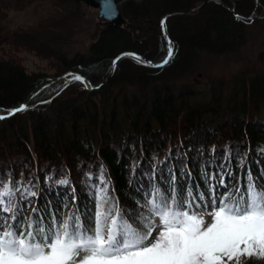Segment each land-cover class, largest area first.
I'll list each match as a JSON object with an SVG mask.
<instances>
[{"label":"trees","instance_id":"16d2710c","mask_svg":"<svg viewBox=\"0 0 264 264\" xmlns=\"http://www.w3.org/2000/svg\"><path fill=\"white\" fill-rule=\"evenodd\" d=\"M38 1L44 0H0V114L28 101L23 111L0 119V174L14 192L12 211L0 217L17 213L15 220L27 225L33 217L50 224L78 215L89 225L104 196L105 210L118 207L130 223L146 227L156 219L148 210L156 189L167 196L182 192L196 211L214 198L218 205L232 192L243 193L249 174L264 184V74L211 80L204 90L178 82L193 72L190 53L227 55L236 48L250 23L235 19L228 7L234 3V12L247 19L254 0H218L167 18L165 33L174 50L168 63L153 68L122 57L106 83L92 89L74 77L97 85L122 52L163 61L161 17L204 0H117L126 23L81 54L66 38L76 34L80 16L74 0H45L59 13L8 29L9 11ZM258 2L257 11L264 13V0ZM190 22L193 31L184 29ZM42 29L47 35L36 41ZM21 52L45 61L48 71L27 70ZM103 62L96 80L89 70ZM246 264L264 260L248 258Z\"/></svg>","mask_w":264,"mask_h":264},{"label":"snow or ice","instance_id":"6c2138e0","mask_svg":"<svg viewBox=\"0 0 264 264\" xmlns=\"http://www.w3.org/2000/svg\"><path fill=\"white\" fill-rule=\"evenodd\" d=\"M172 55L169 44L163 64ZM23 110L24 106L16 109ZM248 181L243 193L232 192L218 205L212 200L208 224L203 209L193 211L182 192L167 196L159 189L148 205L158 223L149 220L146 227L130 223L118 207L105 210L104 196L89 225L78 215L50 224L33 217L27 225L15 220L17 213L0 217V264H240L242 257L262 259L264 184L250 174ZM13 196L11 186L0 184V208L7 202L11 212Z\"/></svg>","mask_w":264,"mask_h":264},{"label":"rangeland","instance_id":"374dc122","mask_svg":"<svg viewBox=\"0 0 264 264\" xmlns=\"http://www.w3.org/2000/svg\"><path fill=\"white\" fill-rule=\"evenodd\" d=\"M135 4L145 0H130ZM76 3V2H75ZM211 3V2H209ZM207 3V4H209ZM77 4V3H76ZM80 16L76 20L75 26L76 34L68 35V43L74 52H85L88 48L104 33V25L100 23L97 19V11L92 8H87L82 3H79ZM231 12V11H229ZM59 13L58 10L54 9L52 4L49 2L38 1L34 4L28 5L27 7L17 10L9 11L7 16V27L8 29H16L18 27L28 26L39 22L42 18L48 17L50 15ZM232 13V12H231ZM76 15L79 13H75ZM233 14V13H232ZM258 14V13H257ZM170 23V22H169ZM193 22L188 23L184 29H191ZM193 25H195L193 23ZM173 28L180 30L183 27H180L178 23H172ZM173 30V29H172ZM193 31V29H191ZM241 36L239 34V43L236 44V48L233 49L227 55H210V54H196L192 55L190 53V59L188 60L189 67L194 68L193 72L183 77L180 81L181 83H188L193 85L197 90H204L208 87L210 82H216L220 78L224 80H229L235 75H241L242 73L249 74H264V19L256 20L250 23L248 26L242 28ZM102 33V34H100ZM238 34V32H237ZM47 35V30L42 29L38 32L36 41H41L44 36ZM176 35V34H175ZM177 36V35H176ZM182 48V47H181ZM185 49H181L179 56L182 57L185 53ZM174 54V50H173ZM21 63L26 66L27 70L34 71H48V66L45 65V61L38 60L33 53H19ZM194 57V58H193ZM195 57L197 58L195 61ZM199 57V58H198ZM198 62V63H197ZM105 63L95 64L91 66L90 70L92 77H95L96 80L101 77L103 71L105 70ZM47 67V68H46ZM188 67V68H189ZM190 69V68H189ZM106 77V76H105ZM65 78V77H63ZM212 80V81H211ZM48 84H44L36 92L41 94L44 91V87ZM88 89L90 85L85 84ZM92 86V85H91ZM33 89V88H32ZM29 92L25 94L28 96ZM67 94V93H66ZM65 94V95H66ZM64 96V95H63ZM0 169H5V164H0ZM0 181L4 183V186L7 187V177L6 174H0ZM29 191L28 188L25 189ZM7 211V207L4 205L3 208H0V212ZM213 211L211 206H208L202 215L205 218L206 224L211 222V216L208 215L209 212ZM155 223H158V220L155 219ZM156 235V232H153V236ZM264 260V258H262ZM248 258H241L240 264H246ZM232 264H235L233 261Z\"/></svg>","mask_w":264,"mask_h":264},{"label":"water","instance_id":"95a60500","mask_svg":"<svg viewBox=\"0 0 264 264\" xmlns=\"http://www.w3.org/2000/svg\"><path fill=\"white\" fill-rule=\"evenodd\" d=\"M77 4L82 3L84 6H86L87 8H92L95 9L97 11V19L102 22V24L104 25V29L102 30V33H105L106 31H113L117 28H121L126 22L125 19L123 18L121 11L119 9V4L117 0H74ZM217 0H204L203 2H201L197 7L192 8V9H187V10H180V11H172L169 13H166L165 15H163L159 21V28L162 32V36L163 39L166 43V48H167V52H166V56L167 57V53H168V48H169V44L171 45L172 48V43L170 41V39L168 38V36L165 33L164 30V24L167 18L174 16V15H181V14H189L191 12H194L196 10H199L202 6H204L205 4L209 3V2H216ZM256 4H257V0H255ZM229 11H231L234 15L235 18H240L236 13H234L233 8L230 7ZM257 16V15H255ZM249 19H253V17H249ZM100 33V34H102ZM173 51V48H172ZM122 57H133L136 59V57H139V61L143 62L145 65L149 66V67H153V68H159L165 64H163V61L160 62H152L149 61L147 59H145L144 57L135 54V53H131V52H122L120 54H118L112 61L110 70L108 72V74L106 75V77L97 85H90V88H98L101 85H103L104 83H106V81L112 76L114 70H115V66L117 61L122 58ZM173 57V55H172ZM171 59L168 60V62ZM66 75H68V73L64 74L62 77H65ZM81 80L84 81L85 78L83 76H80ZM28 101H25L23 103H21L19 106H17L16 108L12 109L9 113L7 114H0V117H9L11 115H13L14 113L18 112L16 111V109H19L21 106H24V108L27 106Z\"/></svg>","mask_w":264,"mask_h":264},{"label":"flooded vegetation","instance_id":"af4514ba","mask_svg":"<svg viewBox=\"0 0 264 264\" xmlns=\"http://www.w3.org/2000/svg\"><path fill=\"white\" fill-rule=\"evenodd\" d=\"M234 3H232V5H231V7L234 9ZM258 5H259V2H258V0H257V4H256V2H255V0H254V8H253V10H252V14L250 15L251 17H253L254 15H257V7H258ZM229 8L230 7H228V10H229ZM250 16H248L247 17V19H245V20H239V21H243L244 23H252L253 21H256V20H262V19H264V13L263 12H258V15L252 20V21H249L248 20V18L250 17ZM242 17V16H241ZM243 18V17H242ZM244 19V18H243ZM248 26V25H247Z\"/></svg>","mask_w":264,"mask_h":264},{"label":"bare ground","instance_id":"6f19581e","mask_svg":"<svg viewBox=\"0 0 264 264\" xmlns=\"http://www.w3.org/2000/svg\"><path fill=\"white\" fill-rule=\"evenodd\" d=\"M226 5V4H225ZM233 11H234V9H233ZM235 13V12H234ZM258 13V12H257ZM258 15V14H257Z\"/></svg>","mask_w":264,"mask_h":264}]
</instances>
